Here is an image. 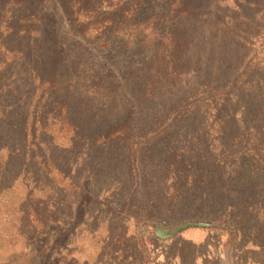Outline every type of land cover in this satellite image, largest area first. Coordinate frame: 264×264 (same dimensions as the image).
<instances>
[{
    "label": "rangeland",
    "instance_id": "374dc122",
    "mask_svg": "<svg viewBox=\"0 0 264 264\" xmlns=\"http://www.w3.org/2000/svg\"><path fill=\"white\" fill-rule=\"evenodd\" d=\"M72 3L0 0V264H264V0L106 48Z\"/></svg>",
    "mask_w": 264,
    "mask_h": 264
},
{
    "label": "trees",
    "instance_id": "16d2710c",
    "mask_svg": "<svg viewBox=\"0 0 264 264\" xmlns=\"http://www.w3.org/2000/svg\"><path fill=\"white\" fill-rule=\"evenodd\" d=\"M141 1L95 0L92 5H88L91 1L73 0L69 18L81 33L96 36L97 44L103 48L109 45L114 35H122L132 42L141 36L139 40L146 45L156 40H160V45L166 43L169 46L176 45L181 27L187 21L186 17L180 21L181 17L178 16L188 12L190 0H170L168 16L159 18L158 22L153 19L155 13L147 14L141 11V9H146ZM162 31L166 32L167 36L162 37ZM143 32L148 33L145 35ZM201 226L204 224L196 221L187 222L174 234L183 229L200 228Z\"/></svg>",
    "mask_w": 264,
    "mask_h": 264
}]
</instances>
